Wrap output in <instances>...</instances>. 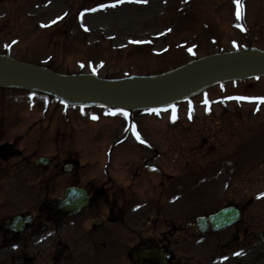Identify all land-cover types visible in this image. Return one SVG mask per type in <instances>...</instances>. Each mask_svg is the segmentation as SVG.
I'll return each mask as SVG.
<instances>
[{
  "label": "rangeland",
  "instance_id": "obj_1",
  "mask_svg": "<svg viewBox=\"0 0 264 264\" xmlns=\"http://www.w3.org/2000/svg\"><path fill=\"white\" fill-rule=\"evenodd\" d=\"M241 4L240 0L239 6L234 0H0V54L20 62L50 65L61 73L93 71L98 78L130 82L219 51L264 50V0H241ZM2 85V131L20 133L41 114L44 120L67 116L66 131L77 128L79 134L71 129L70 135L83 147L79 151L77 145L70 144L72 158L81 159L84 151L83 159H90L96 145H100L101 155L113 146L107 159L111 174L119 178L121 173L115 167L119 160H148L150 180L133 186L130 206L135 209L124 216L122 227L125 233L133 228L135 241L165 230L169 212H180L183 219L191 215L183 210L188 197L184 201L181 194L179 203L180 190L173 183L167 184L171 188L164 194L150 192L156 188V175L162 179L156 174L162 169L173 174L165 177L168 181L176 174L175 182L184 188L198 181L199 188L184 189L192 201L205 203L208 190L200 187L210 184L208 177L212 176L241 177L228 187L229 196L264 190V103L258 102L264 98V74L215 82L159 109L67 103L55 93ZM113 112L116 115H110ZM123 113L131 117L130 128L139 140L127 129ZM122 147L124 152L119 150ZM98 154L93 153V158ZM105 160L100 156L99 161ZM211 168L213 174L208 176ZM155 191L158 193V187ZM130 206L124 212H130ZM248 214H254L252 208ZM188 243L193 241L173 247L176 264L180 257L192 259L188 264H204L209 256L206 246ZM21 250L3 249L0 242V264H9ZM27 250L34 252L31 247ZM40 263L45 264L44 260Z\"/></svg>",
  "mask_w": 264,
  "mask_h": 264
},
{
  "label": "water",
  "instance_id": "obj_2",
  "mask_svg": "<svg viewBox=\"0 0 264 264\" xmlns=\"http://www.w3.org/2000/svg\"><path fill=\"white\" fill-rule=\"evenodd\" d=\"M263 71V53H230L205 58L181 71L129 86L99 81L92 77L60 76L45 69L17 64L0 56V77L7 81L42 86L82 99L112 97L138 105L165 103L214 78Z\"/></svg>",
  "mask_w": 264,
  "mask_h": 264
},
{
  "label": "flooded vegetation",
  "instance_id": "obj_3",
  "mask_svg": "<svg viewBox=\"0 0 264 264\" xmlns=\"http://www.w3.org/2000/svg\"><path fill=\"white\" fill-rule=\"evenodd\" d=\"M17 155H20V151L15 152ZM12 155L8 154V148L5 145L0 147V174L1 167H5L3 165H7L9 162V158ZM15 161L14 163H17ZM56 161L52 159L49 165L43 168V171L49 173V175H53L55 170L59 168V164L55 163ZM7 170L4 169L2 172V177H6ZM13 180L16 178L13 177ZM2 187L0 186V190ZM3 190V189H2ZM5 199H2V205H5ZM248 203H240L241 206L245 209ZM227 204H235V202H228ZM240 208V207H239ZM242 210V208H240ZM214 209L213 211H215ZM210 211V212H213ZM49 207L41 209L37 217L35 216L33 219V223L28 230H35L38 227V222L47 221L51 219ZM6 218V217H5ZM52 220V219H51ZM1 222V221H0ZM258 228V224L251 223L250 220H240L238 223L230 226L224 230L215 232L212 229L208 230V234L210 235V250L212 252V259L210 264H264V239L255 238L256 230ZM176 233L180 234L181 230ZM162 241V239L160 238ZM163 243H165L163 241ZM163 243H159L163 245ZM219 252V254H216ZM236 253H241L240 255H236ZM216 254V255H215Z\"/></svg>",
  "mask_w": 264,
  "mask_h": 264
},
{
  "label": "snow or ice",
  "instance_id": "obj_4",
  "mask_svg": "<svg viewBox=\"0 0 264 264\" xmlns=\"http://www.w3.org/2000/svg\"><path fill=\"white\" fill-rule=\"evenodd\" d=\"M234 2L237 4V6H239V0H234ZM115 5H112V7H114ZM92 11H96V9H92ZM237 15H239V13H237ZM52 23H56V21H53ZM85 31H87V29H85ZM189 51H191V49H189ZM235 99H245L243 97H236ZM260 103H264V98H259ZM156 111V110H154ZM112 115H116V113H112ZM123 115L127 116V113H123ZM93 119H96V117H93ZM137 139L139 140V136H137ZM140 143H144V141L140 140ZM241 253H236V255H240Z\"/></svg>",
  "mask_w": 264,
  "mask_h": 264
}]
</instances>
